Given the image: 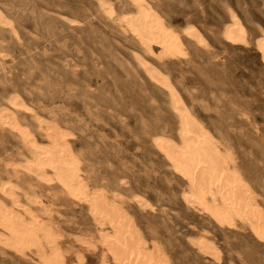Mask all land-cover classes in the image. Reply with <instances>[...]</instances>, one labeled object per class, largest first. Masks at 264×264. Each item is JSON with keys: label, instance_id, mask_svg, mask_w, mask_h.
I'll use <instances>...</instances> for the list:
<instances>
[{"label": "rangeland", "instance_id": "1", "mask_svg": "<svg viewBox=\"0 0 264 264\" xmlns=\"http://www.w3.org/2000/svg\"><path fill=\"white\" fill-rule=\"evenodd\" d=\"M155 2L163 18L180 31L198 28L211 52L187 39V56L159 62L101 15L96 0H0V9L21 37L19 44L0 29V43L9 46L15 59L5 61L12 79L3 74L0 60V109L10 108L17 93L44 120L69 129L89 183L121 194L139 227L172 264H264V238L240 224L234 228L215 222L185 203V180L154 142L162 134L177 137V114L167 90L149 77L135 55L170 75L198 119L232 151L264 207V63L254 45L223 37L234 11L254 41L264 29V0ZM15 111L21 125L45 143L46 133L38 130L33 113ZM30 157L21 135L0 125V178L37 184V193L54 210L52 218L64 232V249L74 246L71 258L80 247L76 238L93 234L94 224L87 207L67 198L57 184L36 183L7 167ZM136 197L149 206L138 207ZM203 234L219 246L220 260L204 256L193 245ZM80 250L84 264H101L102 250ZM1 263L32 264L0 250Z\"/></svg>", "mask_w": 264, "mask_h": 264}, {"label": "bare ground", "instance_id": "2", "mask_svg": "<svg viewBox=\"0 0 264 264\" xmlns=\"http://www.w3.org/2000/svg\"><path fill=\"white\" fill-rule=\"evenodd\" d=\"M96 3L101 15L115 22L123 33L131 35L159 62L187 56V39L208 52L213 49L195 26L180 31L168 23L155 0H96ZM229 19L224 39L243 46L254 45L264 63V29L260 28L252 41L236 12L230 11ZM0 29L8 30L11 40L21 44L13 20L1 9ZM9 50V46L0 43L3 74L12 79V68L5 64L7 57L15 61ZM135 55L149 77L167 90L177 114V137L162 134L156 136L154 142L173 172L185 180L182 193L185 203L215 222L234 228L240 224L264 238V207L243 176L232 151L198 119L169 74L143 55ZM9 105L10 108L0 109V125L21 135L31 157L24 164L11 162L7 167L24 172L36 183L57 184L67 198L87 207L94 232L76 238L80 247L71 252L74 256L69 258L73 245L68 250L63 247L64 232L52 218L54 210L37 193V184L29 181L18 184L9 177L0 178V250L3 254L9 251L32 264H84L86 257L80 250L84 247V250L95 252L102 250L101 264H172L162 247L152 243L139 227L134 215L124 206L121 194L111 195L89 183L82 162L72 148L70 138L73 135L69 129L55 120H44L17 93ZM15 110L33 113L38 130L46 133L45 143L39 142L34 132L21 125ZM137 204L141 208L149 206L141 197L137 198ZM192 243L204 256L220 260L219 246L206 235Z\"/></svg>", "mask_w": 264, "mask_h": 264}]
</instances>
